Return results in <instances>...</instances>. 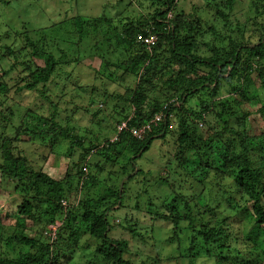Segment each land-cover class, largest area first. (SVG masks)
Masks as SVG:
<instances>
[{"label":"trees","instance_id":"trees-1","mask_svg":"<svg viewBox=\"0 0 264 264\" xmlns=\"http://www.w3.org/2000/svg\"><path fill=\"white\" fill-rule=\"evenodd\" d=\"M204 2L213 9L216 25L221 22L224 27V34L217 37L227 38V46L212 45L214 52L211 58L198 53V27L194 23L197 17L189 14L188 17L192 18L184 20L178 12L172 20L165 19L169 10L175 7L174 0L150 1L149 6L144 7L149 18L143 21L127 18L120 32L115 35L117 44L122 47L121 53L126 54V57L119 64L113 61L111 64L114 67L121 66L137 76L136 85L125 97L133 108L132 114L124 117V120L128 119V129L145 123L162 110V104H168L165 111L171 118L167 116L157 126H152L144 137H133L128 129L117 133L115 128L114 140L91 143L83 149L79 163L73 165L77 168L76 172L57 179L41 167H34L21 148L14 144L20 141L19 136L22 134L30 137L34 132L21 123L13 129L10 123L3 124L0 121V183L6 181L15 194L13 214L2 211L0 207V264H72V252L77 248L87 252L86 247L91 249L86 254L82 252L86 258L83 264H97L93 259H87V255L90 257L94 253L99 254L102 264H134L129 257L131 246L128 239L109 237L111 225L108 215L112 208L117 206L116 210H121L125 206L123 197L128 188L126 183L142 172L136 161L148 150L156 135L162 138L167 135L173 114L177 127L175 159L186 160L185 155L191 152L199 162L206 166L212 164L217 177L221 175L219 187L227 194L224 202L233 213L227 212L212 223H204L193 215L186 197L174 190L175 195L169 202H164L165 199L160 206H154V210L147 209L148 214L170 225L172 234L169 241L177 237L181 221L187 222L192 234L185 256L191 261L190 264H193V257L197 255V248L199 253L204 250V254L213 259L212 264L263 263L264 129L257 133L251 132L247 121L252 111L245 109L244 105L257 100L259 107L255 113L264 118V97L261 99L255 93L252 96L250 94L251 85L264 91V0H250L252 15L248 16L246 24L230 20L227 10L231 9L234 0ZM8 4V0H0V7ZM92 19L94 22L100 20ZM72 20L77 33L84 36L86 19L77 15ZM245 26L258 29L257 41L247 34L249 31H246ZM207 29L211 33H218L215 26ZM149 32L156 33L158 37L147 49L145 44L136 40V36ZM45 39L44 36L36 39L32 35L23 38L24 43L18 48H28L32 58L21 61L27 74L19 77L17 83L20 85L16 86V90L39 92L47 99L43 93L45 86L58 76L60 63L63 62L61 60L65 56L62 54L57 58L53 52L45 50V44H50ZM5 49L17 62L19 51H14L8 45H5ZM105 53L109 52L100 53V57L106 58ZM8 72L9 69L0 71L1 94L10 90L8 83L2 80ZM222 86L227 89L228 96L220 100L210 99L218 97ZM202 94L206 95V100L200 98ZM191 97L199 101L195 108L185 106ZM50 103L56 108L54 103ZM8 110V114L0 110V119L6 122L13 116L10 107ZM49 120L53 122V114ZM206 122L205 128H202ZM56 128L53 122L46 131L51 132ZM9 130H13L11 137ZM60 136L71 138L72 145L75 143L83 148L82 140L68 135L59 127L49 139L50 148L55 147ZM191 149H200V153ZM90 152L98 155L99 159L85 160ZM138 153L139 157L136 156ZM119 157L126 160L132 171H127V166H123L122 174L127 178L121 180L120 186L109 185L98 194L84 192L88 184L95 185L99 180L90 173V166L94 165L98 172H102V162L117 164ZM134 171L137 173L132 175ZM158 180L169 184L167 178L161 175ZM63 200L66 201L65 205H62ZM178 200L184 201L183 213ZM134 205L139 210L138 201ZM194 206L197 208L196 204ZM201 207H206L202 210L204 213L213 210L210 203ZM196 210L201 214V210ZM123 219L127 224L123 229L142 238L135 227L137 222L131 223L126 212ZM241 222L247 225L242 227ZM27 228L34 233H26ZM83 235L86 238H81ZM88 236L96 241V245L86 241ZM175 259L176 264H181V258ZM73 264L78 262L74 261Z\"/></svg>","mask_w":264,"mask_h":264},{"label":"rangeland","instance_id":"rangeland-1","mask_svg":"<svg viewBox=\"0 0 264 264\" xmlns=\"http://www.w3.org/2000/svg\"><path fill=\"white\" fill-rule=\"evenodd\" d=\"M8 1V5L0 7V71L9 69L8 74L2 80L8 83L10 90L4 94L0 93V110L8 114L10 107L13 116H10L8 122L2 119L0 121L3 124L10 123L13 129L20 123L27 125L34 135L29 137L22 134L19 136L20 141L14 144L21 148L34 167H41L50 176L62 179L66 174L76 172L77 168L73 165L79 163V157L84 148L91 143L102 142L106 139L113 140L119 120H124L126 115L132 114L133 108L125 97L136 85L137 76L121 66L114 67L111 64L112 61L119 64L126 57V54L121 53L122 47L117 44L115 35L120 32L124 25L123 22L128 19L143 21L149 18L146 14L147 9L144 7L149 6L150 1L154 0ZM174 6L166 14V20H172L178 12L182 14L180 17L184 20L189 21L192 18L188 17L189 14L197 17L198 20L194 23L198 27L197 38L200 49L198 53L211 58L214 52L213 44L217 47L227 46L226 36L221 39L217 37L224 34V27L221 22L216 25L214 11L206 5L204 0H174ZM251 8L250 0H234L227 14L233 22L239 20L245 23L248 16L252 15ZM77 15L86 19L83 26L85 33L82 37L77 33L72 20ZM93 17L100 18L99 22H94ZM209 26H215L218 33L209 32L207 29ZM245 29L249 31L247 34L252 35V40L257 41L258 29L254 27ZM25 31L27 33H24ZM26 35L30 37L32 35L36 39L44 36L45 42H50L48 45L45 44V50L53 52L57 58L62 54L65 56L61 60L63 62L60 63L58 76L45 86L43 93L48 97L47 99L39 92L16 90V86L20 85L17 83L19 77L27 74L23 70L21 61L32 58L28 48L25 50L18 48L23 45V38ZM5 45L11 46L16 52L19 51L17 62L11 54L6 53ZM105 51L109 53H105L106 58H101L100 53ZM12 65L14 67L10 69ZM254 81L258 83L256 77ZM259 89L260 87L254 86L253 88L251 85V96L255 93L262 99L264 91ZM226 96H228V91L222 86L218 97H210V99L220 100ZM200 98L205 99L206 95L202 94ZM50 102L54 103L56 108H53ZM198 104V99L191 97L185 106L195 108ZM258 107L257 100L244 105L245 109L252 111L247 122L251 132L256 133L264 129V118L255 113ZM26 110L29 111L26 112ZM52 114L57 128L49 132L46 130L52 126L53 122L49 120ZM173 119L168 126L167 135L164 138L156 135L148 150L136 161L137 167H140L142 172L131 182L126 183L128 188L123 197L125 205L123 209L116 210V206L108 215L111 225L109 237L128 239L131 246L129 257L134 264H176L175 258L177 257L181 258L179 263L190 264L191 261L189 262L185 256L192 234L187 222L181 221L177 237L169 241L172 234L170 225L154 219L147 212L149 208L154 210V206H160L165 199L164 202H169L175 195L174 190L186 197L193 215L204 223H212L213 220L223 217L227 212L233 213V210L228 208L224 202L227 194L219 187L221 175L217 177L212 164L206 166L199 162L191 152L185 155L186 160L175 159L177 127L174 114ZM206 124L207 122L202 124V128H205ZM58 127L64 129L68 135L82 140L83 148L75 143L72 145V139L64 136H60L55 142V147L50 148L49 139L54 131H58ZM1 130L2 128H0V133ZM41 132L43 133L40 134ZM8 134L10 137L13 136V130H9ZM191 151L200 153V149H191ZM139 155L140 153L136 156L139 157ZM121 157L118 158L117 164L102 162L104 165L102 172H98L97 167L91 165L90 173L96 175L99 180L95 185L88 184L84 192L98 194L109 185L120 186L121 180L127 178L122 174L123 166H127V171H131L126 160ZM86 159L97 161L99 156L90 152ZM135 173L137 171H134L132 175ZM159 175L167 178L169 184L159 182ZM8 186L6 181L0 183V207L2 211L13 214L15 194ZM135 201H138L139 210L134 208ZM178 203L183 213L184 201L178 200ZM209 203L213 210L210 213H204L202 210L206 207L203 208L201 205ZM194 204L201 210V214L197 213ZM216 204L218 205L215 206ZM125 212L131 218V223L137 222L135 227L142 238L133 236L128 229H123V226L127 225L123 219ZM27 224L31 225L28 222ZM241 225L245 227L247 223L241 222ZM25 232L34 233L29 228ZM81 238H86V236L83 235ZM86 241L96 245L94 243L96 241L89 236ZM81 249L77 248L72 252V264L74 261L83 264L86 259H84V254L91 248L86 247L87 252ZM197 251V255L193 257V264L213 263V259H209L204 254V250L199 253L197 248ZM91 255L90 257L87 255V259H93L97 264L103 263L99 254ZM173 255L176 257L173 258Z\"/></svg>","mask_w":264,"mask_h":264},{"label":"built area","instance_id":"built-area-1","mask_svg":"<svg viewBox=\"0 0 264 264\" xmlns=\"http://www.w3.org/2000/svg\"><path fill=\"white\" fill-rule=\"evenodd\" d=\"M157 35L155 33L149 32L147 35L138 34L136 36V40L140 41L141 43L145 44L146 47H150L153 43L157 41ZM168 109V104L164 103L162 104V110L160 112L155 113L149 120H147L145 123L141 124L137 127H131L128 129V119L121 120L116 125V132L119 133L124 130H129L133 137L136 138H142L146 135L148 131L151 130L152 126H157L159 123H161L167 116L171 118V115L168 114L165 110ZM199 126H201V123H199ZM115 139V138H114ZM66 201H62V205H65ZM53 234V233H51Z\"/></svg>","mask_w":264,"mask_h":264},{"label":"clouds","instance_id":"clouds-1","mask_svg":"<svg viewBox=\"0 0 264 264\" xmlns=\"http://www.w3.org/2000/svg\"><path fill=\"white\" fill-rule=\"evenodd\" d=\"M156 34V33H155ZM157 35V34H156ZM114 138H116V136H114ZM114 138H113V140H114Z\"/></svg>","mask_w":264,"mask_h":264},{"label":"water","instance_id":"water-1","mask_svg":"<svg viewBox=\"0 0 264 264\" xmlns=\"http://www.w3.org/2000/svg\"><path fill=\"white\" fill-rule=\"evenodd\" d=\"M135 170H137V168Z\"/></svg>","mask_w":264,"mask_h":264}]
</instances>
